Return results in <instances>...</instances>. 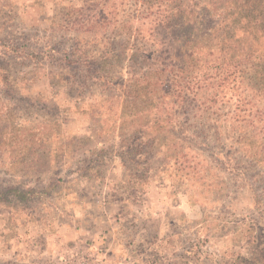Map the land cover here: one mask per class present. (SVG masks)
Segmentation results:
<instances>
[{"label":"rangeland","instance_id":"obj_1","mask_svg":"<svg viewBox=\"0 0 264 264\" xmlns=\"http://www.w3.org/2000/svg\"><path fill=\"white\" fill-rule=\"evenodd\" d=\"M141 1L0 0V264H80L101 241L110 264H264V144L138 105L127 50L160 10ZM93 2L122 39L106 62L104 35L73 30Z\"/></svg>","mask_w":264,"mask_h":264},{"label":"trees","instance_id":"obj_2","mask_svg":"<svg viewBox=\"0 0 264 264\" xmlns=\"http://www.w3.org/2000/svg\"><path fill=\"white\" fill-rule=\"evenodd\" d=\"M154 1L159 13L140 24L143 36L127 50L139 68L130 79L138 105L166 114L171 125L181 115L208 120L218 144H264V0ZM84 8L74 32L101 33L108 51L100 60L117 58L122 39L107 32L97 2ZM4 48L0 54L11 51ZM97 65L95 77L115 79L108 65ZM197 141L184 129V143Z\"/></svg>","mask_w":264,"mask_h":264},{"label":"crops","instance_id":"obj_3","mask_svg":"<svg viewBox=\"0 0 264 264\" xmlns=\"http://www.w3.org/2000/svg\"><path fill=\"white\" fill-rule=\"evenodd\" d=\"M102 243L103 241L99 242V244L97 245L98 248L96 250V254L94 253L93 248L86 249L84 253L86 257L80 256L81 260H79V263L80 264H110L109 259L106 257V253L102 252Z\"/></svg>","mask_w":264,"mask_h":264}]
</instances>
